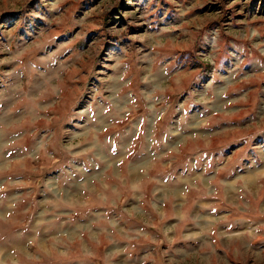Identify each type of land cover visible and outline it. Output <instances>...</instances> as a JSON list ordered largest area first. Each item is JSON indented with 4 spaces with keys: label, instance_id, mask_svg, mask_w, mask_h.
<instances>
[{
    "label": "rangeland",
    "instance_id": "obj_1",
    "mask_svg": "<svg viewBox=\"0 0 264 264\" xmlns=\"http://www.w3.org/2000/svg\"><path fill=\"white\" fill-rule=\"evenodd\" d=\"M0 264H264V0H0Z\"/></svg>",
    "mask_w": 264,
    "mask_h": 264
},
{
    "label": "bare ground",
    "instance_id": "obj_2",
    "mask_svg": "<svg viewBox=\"0 0 264 264\" xmlns=\"http://www.w3.org/2000/svg\"><path fill=\"white\" fill-rule=\"evenodd\" d=\"M72 71V70H71Z\"/></svg>",
    "mask_w": 264,
    "mask_h": 264
}]
</instances>
